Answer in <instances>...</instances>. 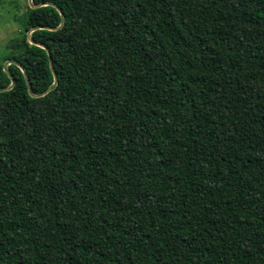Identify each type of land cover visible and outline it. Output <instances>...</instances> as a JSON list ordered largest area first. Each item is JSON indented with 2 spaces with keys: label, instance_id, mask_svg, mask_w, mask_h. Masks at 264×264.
Masks as SVG:
<instances>
[{
  "label": "trees",
  "instance_id": "obj_1",
  "mask_svg": "<svg viewBox=\"0 0 264 264\" xmlns=\"http://www.w3.org/2000/svg\"><path fill=\"white\" fill-rule=\"evenodd\" d=\"M33 3L0 56V264H264V0Z\"/></svg>",
  "mask_w": 264,
  "mask_h": 264
},
{
  "label": "rangeland",
  "instance_id": "obj_2",
  "mask_svg": "<svg viewBox=\"0 0 264 264\" xmlns=\"http://www.w3.org/2000/svg\"><path fill=\"white\" fill-rule=\"evenodd\" d=\"M30 0H0V56L6 50V44L20 36L22 23Z\"/></svg>",
  "mask_w": 264,
  "mask_h": 264
},
{
  "label": "water",
  "instance_id": "obj_3",
  "mask_svg": "<svg viewBox=\"0 0 264 264\" xmlns=\"http://www.w3.org/2000/svg\"><path fill=\"white\" fill-rule=\"evenodd\" d=\"M31 1V7L32 8H35V7H37V6H41V5H36V4H34L33 3V0H30ZM42 47H45L44 45H41ZM46 48V47H45ZM10 64V62H7L6 64H5V70L7 71L8 70V65ZM51 67H52V70H53V72H54V74H55V76H56V73H55V70H54V66H53V62H52V58H51ZM23 71H24V73H25V70L23 69ZM27 81H28V84H29V88H30V92L32 93V89H31V84L29 83V79H27ZM56 86H57V80L55 81V83L50 87V91L51 90H54L55 88H56ZM13 87V83H12V85L9 87L10 89ZM33 94V93H32Z\"/></svg>",
  "mask_w": 264,
  "mask_h": 264
}]
</instances>
